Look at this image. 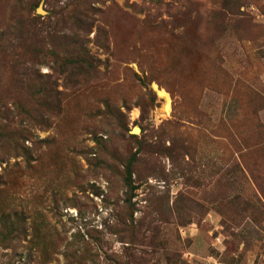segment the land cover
<instances>
[{"label":"rangeland","instance_id":"1","mask_svg":"<svg viewBox=\"0 0 264 264\" xmlns=\"http://www.w3.org/2000/svg\"><path fill=\"white\" fill-rule=\"evenodd\" d=\"M0 264H264V0H0Z\"/></svg>","mask_w":264,"mask_h":264},{"label":"trees","instance_id":"2","mask_svg":"<svg viewBox=\"0 0 264 264\" xmlns=\"http://www.w3.org/2000/svg\"><path fill=\"white\" fill-rule=\"evenodd\" d=\"M89 60H90V58L86 55V59L82 58V57H79V58L75 59L73 61V63L69 62V61H65L64 64H69L70 63V64H72L73 68H78V67L84 66V64L90 65L91 63H90Z\"/></svg>","mask_w":264,"mask_h":264},{"label":"bare ground","instance_id":"3","mask_svg":"<svg viewBox=\"0 0 264 264\" xmlns=\"http://www.w3.org/2000/svg\"><path fill=\"white\" fill-rule=\"evenodd\" d=\"M159 95L162 97V98H165L166 99V103H165V109H164V111H165V113L166 114H169L170 113V111H171V98L169 97V95L166 93V92H164V91H159ZM138 131V128H136L135 129V132H137Z\"/></svg>","mask_w":264,"mask_h":264},{"label":"water","instance_id":"4","mask_svg":"<svg viewBox=\"0 0 264 264\" xmlns=\"http://www.w3.org/2000/svg\"><path fill=\"white\" fill-rule=\"evenodd\" d=\"M37 12L39 14H45L46 13V11L42 7H39L38 10H37Z\"/></svg>","mask_w":264,"mask_h":264}]
</instances>
